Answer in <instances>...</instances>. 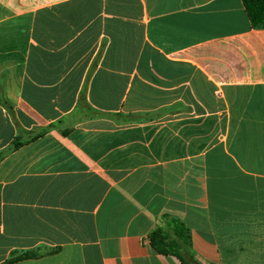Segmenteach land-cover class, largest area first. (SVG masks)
<instances>
[{
	"label": "crops",
	"instance_id": "obj_1",
	"mask_svg": "<svg viewBox=\"0 0 264 264\" xmlns=\"http://www.w3.org/2000/svg\"><path fill=\"white\" fill-rule=\"evenodd\" d=\"M0 152V264H184L166 216L198 264H264V28L242 0H0Z\"/></svg>",
	"mask_w": 264,
	"mask_h": 264
},
{
	"label": "trees",
	"instance_id": "obj_2",
	"mask_svg": "<svg viewBox=\"0 0 264 264\" xmlns=\"http://www.w3.org/2000/svg\"><path fill=\"white\" fill-rule=\"evenodd\" d=\"M252 24L253 28H264V0H242ZM47 133L44 130L42 133L31 138V141L38 139ZM65 134V133H64ZM29 142V141H28ZM26 142H23L20 138L14 140L12 147L9 150H18ZM5 152H0V163L5 157ZM0 204H1V186H0ZM166 225L169 229L167 231L164 228L156 229L150 236V243L152 247L160 254L164 256H175L180 259L184 264H198L195 259L189 253L187 247L191 244L190 229L179 219L166 216L164 218ZM1 221V211H0ZM173 235L175 237H173ZM36 252H30L13 258L8 263H14L17 261L32 259L38 257Z\"/></svg>",
	"mask_w": 264,
	"mask_h": 264
}]
</instances>
